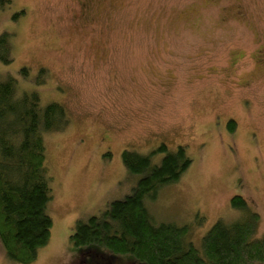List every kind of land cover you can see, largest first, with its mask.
Masks as SVG:
<instances>
[{"label": "rangeland", "instance_id": "1", "mask_svg": "<svg viewBox=\"0 0 264 264\" xmlns=\"http://www.w3.org/2000/svg\"><path fill=\"white\" fill-rule=\"evenodd\" d=\"M2 32L13 57L0 59V79L61 104L68 120L43 134L52 227L27 264L92 260L87 248L99 247L70 239L76 221L132 192L141 174L124 149L154 164L161 144L184 146L191 163L147 200L156 223L188 224L199 244L218 219L242 215L237 194L264 233V0H10ZM120 256L94 264H138ZM0 264L23 263L0 243Z\"/></svg>", "mask_w": 264, "mask_h": 264}, {"label": "trees", "instance_id": "2", "mask_svg": "<svg viewBox=\"0 0 264 264\" xmlns=\"http://www.w3.org/2000/svg\"><path fill=\"white\" fill-rule=\"evenodd\" d=\"M9 1L0 0V9ZM11 38L9 32L0 34L4 62L13 57ZM67 125L61 104L42 106L36 92L18 93L12 77L0 79V243L10 258L23 264L33 261L38 249L47 244L52 227L46 211L53 198L52 176L43 134ZM157 150L165 154L154 164L150 153L122 151L126 167L141 177L130 194L110 201L85 221H76L70 234L73 244L100 248H87L93 259L81 254L80 260L94 264L103 256L131 254L139 262L127 259L138 264H264V233L255 236L259 214L248 208L241 195H232L230 202L242 215L232 221L218 219L199 244L191 241V233L188 236V224L153 220L147 200H155L159 188L176 181L191 163L182 145L168 151L161 144Z\"/></svg>", "mask_w": 264, "mask_h": 264}]
</instances>
